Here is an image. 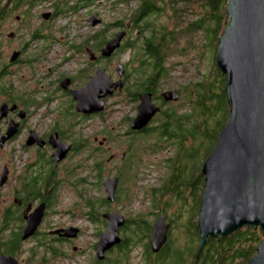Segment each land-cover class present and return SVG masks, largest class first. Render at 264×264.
Here are the masks:
<instances>
[{
  "label": "rangeland",
  "instance_id": "obj_1",
  "mask_svg": "<svg viewBox=\"0 0 264 264\" xmlns=\"http://www.w3.org/2000/svg\"><path fill=\"white\" fill-rule=\"evenodd\" d=\"M173 1L175 3L177 0ZM187 2L186 0L177 1L176 8L186 12L185 16L181 18L182 22L180 25H176L172 22V26L179 31L181 30L179 28L182 23L195 20L197 15L201 13L200 5H202V0H194V2L187 0ZM135 5L136 3L133 2V0H129L128 4H124L123 6L117 4V8L111 10L107 4L102 8L96 7L92 10L90 9L87 14L83 15V12L80 13L79 22H77L78 20L75 19L73 15L71 17H59L56 20V25L67 26L68 24V29L64 31V35L66 36L67 31L68 37L74 40L75 44L80 45L79 47H81V50H79V53H84V51H82L83 46L80 44L83 41L82 36L84 34H90L92 32L97 34L102 31H106L105 33H107L108 29L105 28L106 25L117 23L116 21L122 19L126 13L129 16V13L137 8ZM92 11L97 13L102 20L103 24L101 26L94 28L90 26V19L94 15L91 14ZM156 17L157 20L155 17L151 20L153 22L151 27L154 29H157L156 27L160 28L161 24H165L164 22L168 20L165 15ZM168 31H170V29H168ZM109 32L114 34L116 30L109 29ZM143 39L144 38L140 41L138 40L139 42L137 45H139V47H141ZM175 39H178L175 43L178 44L180 52L175 53L174 48L170 50L169 55L165 58V77L155 88L154 93L158 96L166 91H176L179 99L175 102H168L159 106L161 112H159L149 124L150 126L152 125V128L156 129L159 128V122H162L164 111L175 113L174 115L177 117H181L182 115L187 116L194 103L195 113L198 112V108L196 107L198 88L193 93L194 88L200 83L205 82L206 73L212 71L215 65L216 49H214V45H211L212 43L209 42V39H207L202 32L196 31L191 34H182L181 36H175ZM95 44L85 45L95 50L102 46L98 45V43ZM175 46L177 47V45ZM56 54L58 57L57 61H59L58 64H62V66H59L57 69L58 73L75 75L77 69L80 67L79 61L75 59V61L69 60L64 63L65 60H63L64 54L62 53V48L54 46L47 56L50 63L52 58H55ZM132 56V50L127 49L123 52L119 51L118 55L112 58L109 63L110 66L108 70H110V73L114 74V77L117 78L118 73H116L115 70H117L118 63H120L123 68H127L129 67V61L134 60ZM142 58L144 59V57ZM133 64L135 67L134 70L136 69L135 71L140 69L137 63ZM133 72L132 74L131 72L127 73L126 84L124 88L117 93L116 97L106 101L109 109L107 111L106 120L102 121L105 125L98 119L83 120L73 125V138H71V140L84 143L83 147H79L77 154H73L74 156L63 166L73 168L74 175L72 176V181L74 186H72V189L68 188L69 184L65 182L68 175L65 170L62 169L61 177L63 180L62 184H59V189L57 191V198L60 202L58 205L54 203L51 206L50 215L46 218L43 227L40 228V230L46 231L51 225L59 227L70 225L77 226L81 229V233L77 236L76 241L73 242L74 246L80 249L78 254L73 257L75 261L74 264H93L96 253L95 246L99 238V233L104 232L106 228L107 221L105 222V220L102 219L104 213L116 212L123 217L132 218L136 221L139 220L138 218L145 217L149 225L154 224L159 215H164L167 223H171L172 225L170 227L172 240L170 238V247L166 254L169 253L170 249H180L182 245L187 248L190 242L188 240L190 236L187 239V232L185 233V226H183V224L189 223L191 218H193L192 224H195L196 220H198L197 206L198 198L202 193V191L200 192L201 183L195 182V186L192 188L190 182L194 180L193 177L198 178L206 159L204 157L213 145L212 141L209 143L210 140L198 136L196 141L194 140L192 143L190 142L188 145H185L186 150L197 149L194 152L190 151L188 153L180 167V179H182L188 187L187 203L183 205L180 201H174V194L169 193L167 195L168 202L164 205V208H167L166 214L159 212V209L154 211L152 204L154 202L151 200V190L156 189L158 191L162 185L167 184L166 182L169 179L171 167L173 166V157H184V154L181 153L183 151L182 147L177 148L179 144L176 139H172L170 141L171 144H168L158 140L154 134L150 135L148 138L141 137L138 134H134V137L126 134L129 130L131 120L136 116L138 105V101H135L134 98L132 100L129 95L133 91L129 85L133 83L135 79L134 76H136ZM147 72L149 73V68ZM139 79L142 80L141 77ZM208 79L211 82L212 91L220 93L222 86L220 77L212 73ZM217 112L219 114L215 113L213 115L211 123L219 118H222L220 121L222 122L225 118L223 110ZM200 119L201 118L198 119V122H200ZM196 120L197 116L195 119L192 117L188 119V123L183 122L181 126L184 135L187 133L189 125L194 124ZM134 133H136V131H134ZM209 133L211 132L209 131ZM104 137L107 138L106 144H104V146H99L98 142ZM95 138H97L96 141L94 140ZM128 153L133 154V158L130 161L133 165L130 168L123 163ZM111 155H114L115 158L107 163V159ZM121 155H123V158H121ZM97 161L100 163L101 169L103 168V179L101 181L96 179L95 163ZM118 176L123 178L118 200L116 201L115 198V201L110 203V207L107 209L108 211H105L106 207L101 208L100 221H98L97 224L91 223L88 219L89 217H87V208L84 207L80 199L88 198L89 201L106 199V193L103 187L104 180L106 178H118ZM81 179H86V183L79 184ZM171 203L172 206H170ZM177 212H179V215ZM170 215H172L171 221L169 220ZM11 229L13 230L12 227ZM0 232L2 236L10 234L7 229H2ZM125 234L128 236L130 235L129 232H125ZM46 239L48 238L46 237ZM263 239L264 236L261 241ZM39 241L42 243L38 242L37 238H35L34 241L20 244L19 258L27 259L31 257V264H68L64 261L52 260L48 251H45L44 238H40ZM194 241L199 242L198 239ZM142 243L138 244L135 248H130L131 250L128 252V255L123 256L119 253V250L114 249L107 254V258L112 260L119 259L122 264H144ZM60 250L66 252L68 247L63 246ZM171 258L172 256L169 258L170 264H175L173 260L174 257ZM160 264L168 263L162 260Z\"/></svg>",
  "mask_w": 264,
  "mask_h": 264
},
{
  "label": "flooded vegetation",
  "instance_id": "obj_2",
  "mask_svg": "<svg viewBox=\"0 0 264 264\" xmlns=\"http://www.w3.org/2000/svg\"><path fill=\"white\" fill-rule=\"evenodd\" d=\"M133 2L137 7L138 0ZM107 4L111 10H114L117 4L123 6L125 3L124 0H0V231L7 229L10 233L2 236L0 232V255L11 256L18 264H31V257L19 258V248L20 244L34 241L35 238L40 243L42 242L39 239L44 238L45 251H48L52 260L74 264L73 257L80 250L73 244L77 237L67 239L51 234L55 230L75 227L79 230V235L81 229L77 226L51 225L46 231L40 228L50 215L51 206L60 202L57 191L58 182L62 184L63 180L62 169L68 175L65 179L69 184L68 188L72 189L74 186L73 168L63 166L77 154L79 147H83L84 143L71 140L73 125L88 119H98L103 124L102 121L106 120L109 109L106 101L116 97L126 84L128 73L126 67L121 76L115 70L118 73L117 78L108 70L110 61L118 55L120 49L110 58L102 57L101 49L121 32H125L121 45L127 40L134 43L142 38L139 36V31L131 27V21L122 17L119 20L122 24L115 27H112L115 23L106 25L107 33L102 31L97 34L95 32L84 34L80 43L84 53H79L80 45L75 44L74 40L68 37L67 31L66 36L64 35L68 24L59 26L56 25V20L59 17L73 15L79 22L80 13L83 12L84 15L90 9L102 8ZM91 14L97 15L93 11ZM94 20L99 21L94 27L103 24L98 15ZM143 22L144 18H138L136 25H141ZM109 29L116 32L112 34ZM99 41L102 46L97 50L85 45H93ZM54 46L62 48L64 63L75 59L79 61L80 67L75 75L58 73L57 69L62 64H58L57 54L52 58L51 63L49 62L47 56ZM88 50H92L94 54L89 55ZM98 70H104V77L110 79L109 83L113 85L112 95L105 98L103 112L90 115L78 113L70 91L85 86ZM117 82L122 84L120 90L115 87ZM139 93H137L138 104ZM149 93L152 94V102L155 106L159 107L167 103L161 98L162 93L158 96L154 92ZM94 140L96 141L97 138ZM106 142L107 138L104 137L98 145L104 146ZM60 143L69 146L70 150L61 162L56 164L53 155ZM109 158L111 159L108 162L114 160L115 156L111 155ZM51 178L54 184H50V188L47 189L49 187L47 181ZM42 204L45 205V210L37 231L33 236L23 240L22 233L26 226V218ZM126 219L124 217L125 223ZM167 224L169 228L164 246L171 237L172 225ZM124 226L119 232L121 242L124 238ZM152 226L153 224L151 229ZM63 246L68 247L67 253L60 250ZM118 246L107 251L102 261L97 260L95 253L93 264L94 261L97 262L95 264H113L107 258V254ZM12 247L14 249L10 251ZM163 247L157 254L152 252L153 255H158Z\"/></svg>",
  "mask_w": 264,
  "mask_h": 264
},
{
  "label": "water",
  "instance_id": "obj_3",
  "mask_svg": "<svg viewBox=\"0 0 264 264\" xmlns=\"http://www.w3.org/2000/svg\"><path fill=\"white\" fill-rule=\"evenodd\" d=\"M194 2V0H190ZM228 23L218 43L217 68L226 75L225 93L229 116L216 144L202 166L205 176L198 216L200 233L198 250L208 238L226 237L245 226L259 227L264 232V0H228L226 4ZM90 19V25L99 21ZM125 32L115 35L101 49V56L110 58L121 47ZM89 55L94 54L88 50ZM121 76L123 66L118 63ZM110 79L104 70H98L88 83L76 91H70L75 101V110L84 115L105 110V98L112 95ZM119 90L122 84L117 82ZM164 102L179 99L176 91L161 94ZM139 104L131 131H142L160 112L152 102V94H138ZM69 146L57 145L53 155L56 164L61 162ZM123 158V155H121ZM106 200L113 203L118 178H106L103 182ZM45 205H40L26 218L22 239L37 231ZM106 228L99 234L96 243V258L104 259L107 251L121 243L120 228L124 217L116 212L104 213ZM169 225L166 217L159 215L150 235V248L154 254L167 242ZM79 230L71 227L55 230L51 234L75 239ZM0 264H18L11 256L0 255ZM247 264H264V239L257 253Z\"/></svg>",
  "mask_w": 264,
  "mask_h": 264
},
{
  "label": "trees",
  "instance_id": "obj_4",
  "mask_svg": "<svg viewBox=\"0 0 264 264\" xmlns=\"http://www.w3.org/2000/svg\"><path fill=\"white\" fill-rule=\"evenodd\" d=\"M178 1V0H177ZM177 1L174 3L173 0H138L139 4L136 9L131 11L128 14L126 13L123 17L125 20H129L132 23V28H136L139 31V36L143 39L141 47H139L138 42L130 43L126 41L121 45L120 51L123 52L127 49L132 50L134 60L129 61V67H127L128 72H133L136 76L133 83L129 85L133 90L129 95L131 99H135L137 101V93L139 92H155V88L161 82V80L165 77V58L170 53V50L174 48L175 53H179L180 49H178V44L175 42L178 39H175V36H181L182 34H191L196 31L202 32L211 45H214L215 52H217V47L219 43V39L227 26L228 18L226 13V4L228 0H202V5H200L201 13L197 15V18L193 21H189L186 23H182L179 29L180 31L175 29L172 26V22L176 25H180L185 13L182 9L176 8ZM129 0H124L125 4H128ZM187 2V0H186ZM188 3V2H187ZM166 16L167 21L163 24L161 21V27L154 29L151 27L153 22L151 21L153 17L156 16ZM138 18H144V22L141 25H136V21ZM117 23L113 24L112 27L118 26V24H122V21H116ZM169 22V23H167ZM170 24V25H168ZM185 25V26H183ZM137 26V27H136ZM172 27V28H169ZM174 27V28H173ZM170 29V31H168ZM177 30V31H176ZM138 39V38H137ZM100 45V41L97 42ZM177 45V47L175 46ZM174 46V47H173ZM143 53V56H142ZM144 57V59L142 58ZM137 63V66L140 68L139 70H134V64ZM215 65L212 71L206 73L205 82L200 83L196 88H194L193 93L197 91V101L196 107L198 108V112L195 113L194 103L192 104V108L187 116L182 115L181 117H177L175 113L163 112L162 122H159V128H152L150 125L147 126L141 132H130L127 131V135H131L134 137V134H138L141 137L148 138L150 135L154 134L160 141H164L168 144H171L170 141L172 139L178 140L177 148L182 147L183 151L181 153L184 154V157H173L172 162L173 166L171 167V174L169 176L167 184L162 185L160 189L157 191L156 189L151 190V200L154 202L153 210L156 211L159 209V212H163L166 214V209L164 205L168 202L167 195L169 193L174 194V201H180L183 205L187 203V193L188 187L180 179V167L181 163L188 155L190 151H196L197 149H188L186 150L185 145L188 143H192V141H196L198 136H201L204 139L212 141V146L209 151L206 153L204 158H207L215 145L218 136L224 127L226 121L229 116V106L227 103V96L225 93V84H226V75L223 74L216 65V55H215ZM137 67V68H138ZM130 68V71H129ZM149 68V73L147 72ZM212 73L218 75L222 80L221 84V92L215 93L211 89V82L208 79ZM141 77L142 80L139 78ZM192 93V94H193ZM194 101V102H195ZM223 110L225 113V118H219L216 121L211 123L212 117L217 111ZM196 114V115H195ZM219 114V113H218ZM197 120L194 124L189 125L187 128V133L184 135L182 132V124L183 122L188 123V119L196 118ZM188 118V119H187ZM200 122H198V119ZM154 122V121H153ZM152 122V124H153ZM182 122V123H181ZM209 131L211 133H209ZM198 143V141H197ZM203 144V143H202ZM133 158V154L127 155L126 159H124L123 163L130 168L133 163L130 161ZM103 169V168H102ZM101 169L100 163L97 161L95 163V174L96 179L101 181L103 179V170ZM193 181L189 184L193 188L195 186V182L201 183L200 192L203 191L205 176L202 175V168L200 174L197 177H193ZM119 185L115 192L116 196H114V201L118 200V194L121 192L123 178L118 176ZM48 186L50 184H54L52 178L47 181ZM86 183V179H81L79 184ZM134 183V182H133ZM58 184H60L58 182ZM50 188L47 187V189ZM80 196V195H79ZM81 197V196H80ZM81 202L84 204V207L87 208V217H89V221L93 224H97L100 221V209L105 208V211H108L110 207V203L106 199H101L100 201H89L88 198H81ZM201 205V196L198 198V210L197 215L199 216ZM172 206V203L171 205ZM170 208V207H168ZM179 215V212H177ZM172 215L169 216V220L171 221ZM144 218V219H142ZM138 218L136 221L132 218H127L124 226V238L121 244L117 247L119 253L123 256L128 255V252L138 246V244L142 243L143 246V259L144 264H160V261H167L168 264L169 258L172 256L175 264H247L252 257L257 253V247L261 242V239L264 236V232L261 231L259 227L253 226H245L241 229L236 230L232 234L221 237L218 236L216 238H208L206 243L203 245L202 249L199 251L198 246L199 242L194 240L200 239V233L198 228V220H196L195 224H192L193 218L190 219L189 223L183 224L185 226V233L187 232V239L190 242L184 247L179 249L169 250L167 253L169 246V241L166 246L160 251L158 255H153L150 248V230L151 224L145 220V217ZM8 224H6V227ZM125 232H129L130 235H126ZM189 234V235H188ZM185 236V235H184ZM172 240V237H170ZM14 239V238H13ZM12 239V240H13ZM186 239V241H187ZM145 241V242H144ZM187 243V242H186ZM131 248V249H130ZM14 248L12 247L10 251ZM171 258V259H172ZM110 262L113 264H122L119 259H110ZM236 262V263H235ZM97 263L94 261V264Z\"/></svg>",
  "mask_w": 264,
  "mask_h": 264
},
{
  "label": "clouds",
  "instance_id": "obj_5",
  "mask_svg": "<svg viewBox=\"0 0 264 264\" xmlns=\"http://www.w3.org/2000/svg\"><path fill=\"white\" fill-rule=\"evenodd\" d=\"M120 48H121V47H120ZM134 118H135V117H134ZM134 118H133V119H134ZM133 119H132V120H133ZM132 120H131V121H132ZM130 123H131V122H130ZM148 126H149V125H148ZM140 132H141V131H140ZM110 159H111V158H108V159H107V163H109L108 160H110ZM116 178H117V177H116ZM118 181H119V180H118Z\"/></svg>",
  "mask_w": 264,
  "mask_h": 264
},
{
  "label": "bare ground",
  "instance_id": "obj_6",
  "mask_svg": "<svg viewBox=\"0 0 264 264\" xmlns=\"http://www.w3.org/2000/svg\"><path fill=\"white\" fill-rule=\"evenodd\" d=\"M130 131H131V130H130ZM132 132H133V131H132ZM215 144H216V143H215ZM214 146H215V145H214ZM214 146H213V148H214ZM211 151H212V150H211ZM206 159H207V158H206ZM206 159H205V161H206ZM205 161H204V162H205ZM203 164H204V163H203Z\"/></svg>",
  "mask_w": 264,
  "mask_h": 264
}]
</instances>
